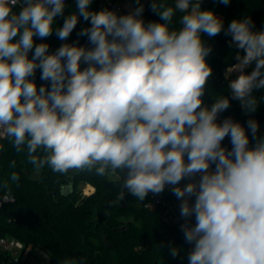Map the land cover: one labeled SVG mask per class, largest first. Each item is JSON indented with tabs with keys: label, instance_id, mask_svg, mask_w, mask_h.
<instances>
[{
	"label": "clouds",
	"instance_id": "obj_1",
	"mask_svg": "<svg viewBox=\"0 0 264 264\" xmlns=\"http://www.w3.org/2000/svg\"><path fill=\"white\" fill-rule=\"evenodd\" d=\"M135 2L134 11L118 15L91 11L93 0H75V12L56 28L65 0H0V140L16 153L26 150L36 171L119 173L139 201L170 187L181 201L180 230L193 245L188 264H264V135L254 119L247 131L230 117L218 122L230 107L226 96L210 106L203 100L212 75L204 37L224 31L244 53L236 55L239 75L228 89L246 113L256 111L253 90L264 89V30L254 31L250 17L232 19L225 30L201 0H176L174 8L152 0L162 22L146 24L144 5ZM176 11L183 13L178 29L170 27ZM80 17L90 27L78 36L91 47L63 43L49 53L47 43L35 42L54 30L67 41ZM38 69L47 82L39 87ZM226 137L230 150L222 146ZM15 166L13 160L9 167ZM9 179L20 177L12 172Z\"/></svg>",
	"mask_w": 264,
	"mask_h": 264
},
{
	"label": "trees",
	"instance_id": "obj_2",
	"mask_svg": "<svg viewBox=\"0 0 264 264\" xmlns=\"http://www.w3.org/2000/svg\"><path fill=\"white\" fill-rule=\"evenodd\" d=\"M118 3L121 0H113ZM135 1V0H134ZM152 0H140L144 5L142 18L145 23L162 22L158 15L150 9ZM176 0H157L166 7L175 6ZM193 3L197 0H192ZM63 16L55 18V27H62L64 17L75 12V0H65ZM201 8L212 10L222 15L226 30L232 19L250 17L254 23V31L264 30V0H230L224 5L219 0H201ZM107 9L106 0H93L91 11ZM17 6L14 11L19 12ZM125 15V14H122ZM183 15L175 12L172 28H179V19ZM221 19V18H220ZM90 27L88 21L79 18L76 28L67 41H61L53 35L36 43H47L49 53L55 52L63 43H78L80 46L91 47L87 37L78 33ZM205 44L212 48L206 60L212 68L205 95L206 105H211L216 98L226 96L230 107L226 110L228 117L239 122L247 131V121L254 119L259 124L258 135H264V89H254L257 109L246 113L238 100L232 99L228 89L230 79L223 75V70L237 62L236 55L242 56L231 43V38L222 31L209 39L204 37ZM32 52L29 56L31 58ZM86 65H81V68ZM253 69H249L250 73ZM38 69L34 77L37 86L47 83L40 80ZM250 146L255 143L248 132ZM0 200L5 194L14 197V201L3 202L0 206V235H11L22 240L31 251L40 247L48 252L49 262L46 264H188L187 254L190 244L184 240L183 233L169 223L162 209H149L146 201H139L123 188V179L119 173H108L98 176L95 172L70 171L61 175L53 173L45 166L36 171L27 162L26 150L16 153L8 140H0ZM222 146L231 149L226 142ZM15 168H10L12 161ZM12 172L19 174V181L12 182ZM198 179V178H197ZM8 182V188L3 183ZM188 180L181 182L182 185ZM82 183L92 185L95 190L84 200L78 201L79 186ZM165 197L176 199L170 187L163 191ZM133 219L122 221V217ZM194 222V218H193ZM171 248H177L179 255H170ZM0 264H11L8 254H0Z\"/></svg>",
	"mask_w": 264,
	"mask_h": 264
},
{
	"label": "built area",
	"instance_id": "obj_3",
	"mask_svg": "<svg viewBox=\"0 0 264 264\" xmlns=\"http://www.w3.org/2000/svg\"><path fill=\"white\" fill-rule=\"evenodd\" d=\"M106 4L107 9L115 11L118 15L128 14L129 12L134 11L136 7H138L134 0H121L118 3L114 2L113 0H106ZM126 4L127 8H125ZM30 54L31 52L29 53V56ZM237 63L238 61L232 65L227 66L223 70V75L227 79H235L239 75V72L237 70H234L232 67ZM254 67L255 64L253 63L246 67L244 69V72L247 73L249 69H253ZM226 112L227 111H224L219 115L218 122H222L225 118H229ZM225 139L227 144L231 146L230 139L227 137ZM147 197V208L152 210L160 207L167 221L175 225L179 230L181 229V225L184 223V219L180 216L179 212V205L181 203L180 200H178L177 198L174 200L167 198L165 197L163 192L155 196L152 193H149ZM10 201H14V197L9 193L5 194L2 200H0V206L3 202ZM192 247L193 245H190V250L192 249ZM30 252L31 246H26L22 240L11 235H0V254H8L11 264H25Z\"/></svg>",
	"mask_w": 264,
	"mask_h": 264
},
{
	"label": "rangeland",
	"instance_id": "obj_4",
	"mask_svg": "<svg viewBox=\"0 0 264 264\" xmlns=\"http://www.w3.org/2000/svg\"><path fill=\"white\" fill-rule=\"evenodd\" d=\"M125 8H127V4L125 6ZM219 18L222 19V15H217ZM33 175L37 176L38 175V171H34ZM90 184H86V183H82L79 186V197H78V201H82L84 200L88 195H90V193L86 192V189L88 188ZM122 221H128V219H133V215H131L130 217H122L121 218ZM31 253V252H30ZM50 260V256L48 254V252H46L44 249L37 247L35 248L31 255L29 260L25 263V264H46L47 262H49Z\"/></svg>",
	"mask_w": 264,
	"mask_h": 264
},
{
	"label": "bare ground",
	"instance_id": "obj_5",
	"mask_svg": "<svg viewBox=\"0 0 264 264\" xmlns=\"http://www.w3.org/2000/svg\"><path fill=\"white\" fill-rule=\"evenodd\" d=\"M95 190V188L92 186V185H89L88 188L86 189V192L88 193H91Z\"/></svg>",
	"mask_w": 264,
	"mask_h": 264
},
{
	"label": "crops",
	"instance_id": "obj_6",
	"mask_svg": "<svg viewBox=\"0 0 264 264\" xmlns=\"http://www.w3.org/2000/svg\"><path fill=\"white\" fill-rule=\"evenodd\" d=\"M31 253H32V251H31ZM31 253H30V254H29V256H28V259H27V261L29 260ZM27 261H26V262H27Z\"/></svg>",
	"mask_w": 264,
	"mask_h": 264
}]
</instances>
